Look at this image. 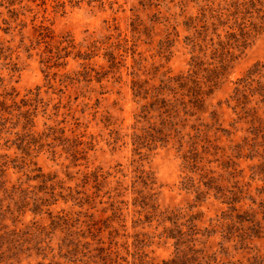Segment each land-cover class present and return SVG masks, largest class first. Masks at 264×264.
<instances>
[{"label":"rangeland","instance_id":"1","mask_svg":"<svg viewBox=\"0 0 264 264\" xmlns=\"http://www.w3.org/2000/svg\"><path fill=\"white\" fill-rule=\"evenodd\" d=\"M233 1L0 0V100L35 108L28 159L58 194L53 218L0 217L23 231L8 264H105L102 246L114 264H264V183L250 181L264 147L252 151L258 138L233 108L235 82L264 62L262 14L248 15L246 48L205 94ZM12 122L0 155L21 164ZM25 173L9 168V185L43 195ZM240 189L246 199L227 203Z\"/></svg>","mask_w":264,"mask_h":264},{"label":"trees","instance_id":"2","mask_svg":"<svg viewBox=\"0 0 264 264\" xmlns=\"http://www.w3.org/2000/svg\"><path fill=\"white\" fill-rule=\"evenodd\" d=\"M253 12L254 15L257 12L262 14L261 20H264V0H234L230 3L229 8H226V12L223 14L224 19L231 20L232 26H229L230 30L226 33L227 41L220 40L218 42L216 52H218L220 63L218 69L219 75L216 76L210 84H208V90L205 93L206 96L211 94L216 89L220 83L219 78H223L227 74L228 70L232 67V62H234L239 57V54L242 53V50L246 48L247 38L252 33L248 32L247 24L250 21L248 15L251 16ZM251 24L252 26L255 25L254 23ZM252 26L251 31L253 30ZM235 83L236 88L234 91V100L236 101V105L233 108L235 111H238V115L241 114V112L243 114H247L248 117L245 118H248L250 124L252 125V131H254L253 133L256 138H258L254 139L253 143L255 144H252L251 146L253 148L252 151L254 150L259 152L260 147H264V62H257ZM198 96H201V94H198ZM198 96H196V99H198V101H202L201 103L204 104L206 96L203 95L200 99ZM17 97L18 94L12 96V103L9 106L6 100L7 98L0 100V127L5 129L7 127L8 120H10V122L13 121V126L11 127L13 131L15 130L13 133L16 136L13 144L23 154V158L20 160L21 164L18 163L19 158L17 159V157L11 160L10 163L8 160L5 161V159L9 157L8 155H0L1 221L8 219V212L11 214L13 222L19 221L20 216H22L23 213L25 214L27 211L40 216L47 214L50 218H53V210H51V207L56 204L58 194L55 192V188L51 186L52 184H49L53 181L54 177H52L51 174L43 172L40 167H33V165L36 166L37 163L28 159L34 150V145H37L40 139V137H37L33 131V128L35 127L34 118L36 116L34 110L35 108L32 109L31 104H28L26 100L22 99L20 101L21 103L19 101L17 102ZM27 105L30 108H27L26 110L22 109V107ZM234 149L236 153H238L237 157H239L243 150L240 149L239 145H235ZM262 151L264 152V149ZM234 166H236V164H234ZM9 168H13L17 173L27 171L28 173L25 174H27L29 180L40 181L43 195H39V192H35L34 190L32 192L29 188L24 187L22 182L9 185V181L6 178ZM233 169L234 172H230V174H233L232 176L235 178L241 176L244 171L237 167ZM251 170L252 174L250 175V181H256L258 178L257 176L262 175L259 176V179L264 183V153L262 155V161L252 165ZM30 174L33 175L30 176ZM250 181L246 184L248 188L246 190H249L251 187ZM261 188L262 189L256 188V190L259 194L264 196V185ZM239 193L240 194L237 192L233 193V196L227 203L234 205L241 203V196L242 193H244L243 189H240ZM243 198H245V196ZM252 202L256 203V200H252ZM259 206L261 207L264 215V198L261 202H259ZM54 219L59 220V217L56 216ZM55 221L57 222V220ZM40 224L41 223H39L36 227V232L39 228L40 230L41 228L44 229L42 224ZM21 232L23 231L11 229L8 234V225L0 222V264H8V251L11 255L18 257L17 255L23 247L22 238L20 237ZM24 233L29 234L28 231ZM179 239L181 240V237H179ZM72 247L76 248L77 243L74 242V246ZM97 250L100 252L99 255L102 263L114 264V260H111L112 250H107V248L103 246L101 248H97ZM187 261L188 262H184V260L181 259H174L166 262V264H189L190 262L188 259ZM48 264L58 263L52 262Z\"/></svg>","mask_w":264,"mask_h":264}]
</instances>
